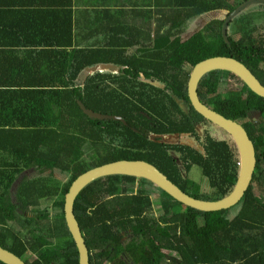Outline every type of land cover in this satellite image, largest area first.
Here are the masks:
<instances>
[{
	"label": "trees",
	"instance_id": "1",
	"mask_svg": "<svg viewBox=\"0 0 264 264\" xmlns=\"http://www.w3.org/2000/svg\"><path fill=\"white\" fill-rule=\"evenodd\" d=\"M242 1L154 0L151 47L142 44L131 54L121 44L116 49H76L68 71L70 82L59 91L53 90L55 85L31 80L0 84V111H11L6 120L0 119V246L27 264H78L63 216L64 195L78 174L118 159L145 160L196 198L215 200L231 191L239 162L233 144L206 131L200 152L156 142L148 134L196 136L195 125L209 122L192 108L186 91L190 69L204 58L231 56L264 85V34L259 29L257 33L233 32L240 34L237 38L227 33L226 42L222 19H214L181 38L189 21L215 9L229 12ZM8 26L0 22L1 29ZM97 63L124 67L119 73L95 71L80 85L74 82L82 69ZM27 74L31 77L33 70ZM141 74L163 88L141 80ZM225 75L241 81L231 71L214 69L201 77L197 93L204 104L241 123L255 148L252 180L237 203L236 214L229 217V208L199 211L159 189L161 214L156 219L152 196L144 187L146 179L118 174L97 178L79 191L73 203L89 264H264V196L256 194L252 185L256 181L264 193V129L247 119L251 110L264 115V98L242 81L240 90L219 92ZM46 100L56 103L49 108L51 125L41 126L43 114L36 115L34 105L43 108ZM177 100L189 111L184 112ZM77 101L93 111L119 115L124 122L89 118ZM166 147H179L184 172L192 165L200 167L209 194L192 189ZM30 169L37 174L21 175ZM54 170L66 180L54 176ZM133 181L136 189L124 188L123 184ZM48 197H54L51 206L42 207L41 200ZM20 209L29 213L22 214ZM27 252L33 255L31 261L24 258Z\"/></svg>",
	"mask_w": 264,
	"mask_h": 264
},
{
	"label": "crops",
	"instance_id": "2",
	"mask_svg": "<svg viewBox=\"0 0 264 264\" xmlns=\"http://www.w3.org/2000/svg\"><path fill=\"white\" fill-rule=\"evenodd\" d=\"M153 4L154 0H0L2 27L11 26L0 28V84L31 80L55 85L53 90L59 91L70 82L76 49H116L121 44L131 54L142 44L151 47ZM85 68L76 84L91 74ZM9 116L7 110L0 111L1 120Z\"/></svg>",
	"mask_w": 264,
	"mask_h": 264
},
{
	"label": "water",
	"instance_id": "3",
	"mask_svg": "<svg viewBox=\"0 0 264 264\" xmlns=\"http://www.w3.org/2000/svg\"><path fill=\"white\" fill-rule=\"evenodd\" d=\"M252 4H264V0H244L229 11L221 24L222 38L228 42L227 28L229 22L242 10ZM120 65L114 63H98L86 67L88 73L95 71L118 72ZM224 69L234 73L253 93L264 98V85L241 61L223 55H215L196 62L190 72L186 83L187 96L192 108L207 119L210 123L225 131L232 138L238 154L237 179L231 191L215 200H206L193 197L179 188L163 172L153 164L141 159H118L91 167L78 174L70 183L63 200V216L66 227L74 241L78 264H89V252L82 236L79 224L73 212V203L79 191L91 181L107 175H129L141 177L152 182L159 189L165 191L172 198L199 211H216L227 209L237 204L248 188L256 165L255 148L243 125L231 118L225 117L210 106L204 104L197 93L201 77L208 71ZM81 111L93 119H124L119 115L102 114L84 106L77 101ZM171 136V135H169ZM152 136L151 138H153ZM0 261L5 264H27L22 258L10 250L0 246Z\"/></svg>",
	"mask_w": 264,
	"mask_h": 264
},
{
	"label": "rangeland",
	"instance_id": "4",
	"mask_svg": "<svg viewBox=\"0 0 264 264\" xmlns=\"http://www.w3.org/2000/svg\"><path fill=\"white\" fill-rule=\"evenodd\" d=\"M228 13L227 10L225 9H215L212 11H209L207 13H203L201 15H199L198 17L194 18L193 20L189 21L187 24V27L185 29V31L181 34V38L184 39L186 36L192 34V32H194L195 30H197L198 28H200L202 25H205L207 22H209L210 20H214V19H222L225 17V15ZM257 28V29H254ZM259 29V34L262 35L264 34V4H252L251 6H249L248 8L242 10L239 14H237L228 24V28H227V33L228 35L233 32H240V33H247V32H254L257 33V30ZM233 37H239V33H233L232 34ZM99 72H107V71H99ZM114 73V72H111ZM241 87V81L235 79L234 77L230 76V75H225L219 83L218 86V91L219 92H223L229 89H233V90H240ZM244 93V92H243ZM56 103V101L54 100H50L48 102V100L44 101L43 104V108L39 107L38 104L34 105L35 108V112L36 115L38 114H43V121L41 122V126H49L51 125L48 121H49V111H50V106L52 104ZM48 108V109H47ZM11 115V111L8 112ZM248 120H255L257 119V123L259 124L258 126L260 128L264 129V115H262V113L260 111L257 110H251L248 112ZM251 120V121H252ZM53 124V123H52ZM201 125V126H200ZM197 126L196 128V136H190V135H182L180 137H178L179 141H183L186 142L188 144H191L193 146L198 145H203L204 143V135L206 134L205 131H207L211 137L216 138V139H224L226 140L230 145L233 144V140L232 138L229 136V134H227L225 131L221 130L220 128H218L217 126L213 125L212 123L208 122V123H203ZM264 133V131H263ZM235 146V145H234ZM198 147V146H196ZM202 151V150H201ZM177 155V154H175ZM178 164L180 165V169L182 171V175L187 178L188 183L192 186L193 188H197V192L200 194H209L211 191L209 184H208V180L207 178L203 175L201 169L199 166L197 165H192L189 169V171L184 172L183 170V166L181 164L180 161H178ZM185 175H184V174ZM29 175V174H37V171L34 172V170H25L23 172H21V175ZM54 176H56L57 178L61 179V181H65L66 180V176L61 173L58 170H54L53 171ZM148 182H146L147 184ZM253 190L256 194H260L262 195V197L264 196V193H262L260 190V188L258 187L256 181L253 182ZM152 216H155L156 219L159 217V215L161 214V209L159 207V196L157 194V192H152ZM54 199V197H48L46 199H42L41 200V206H51V202ZM240 204H235L232 207L229 208L228 211V215L229 217H232L233 215L236 214L237 210L239 209ZM50 209L52 210V208L50 207ZM22 214H28L29 212L24 211L22 209H20V211ZM14 225L18 226L17 223H14ZM24 258H28L29 261H31V259L33 258V255L31 253H25L24 254Z\"/></svg>",
	"mask_w": 264,
	"mask_h": 264
},
{
	"label": "flooded vegetation",
	"instance_id": "5",
	"mask_svg": "<svg viewBox=\"0 0 264 264\" xmlns=\"http://www.w3.org/2000/svg\"><path fill=\"white\" fill-rule=\"evenodd\" d=\"M191 70V69H190ZM250 70V69H249ZM251 71V70H250ZM119 72H122V68L118 71V72H115L114 71V73H119ZM252 72V71H251ZM253 73V72H252ZM254 74V73H253ZM255 75V74H254ZM189 76V75H188ZM256 76V75H255ZM257 77V76H256ZM258 78V80L261 82V79L259 78V77H257ZM141 80H143V81H145V82H148L149 84H154V85H157V86H159V87H161V88H163V84H160V83H158V82H154V81H152V80H150V79H147V78H145V77H143V79H141ZM262 83V82H261ZM198 88V87H197ZM178 101V103H179V107L184 111V112H188L189 111V107L183 102V101H181V100H177ZM190 103V102H189ZM142 115H145L146 116V114L144 113V112H142V111H139ZM253 119V118H252ZM251 119V120H252ZM252 121H254V122H257V119H255V120H252ZM198 125H200V123L199 124H196L195 125V129L197 128V126ZM201 126V125H200ZM206 132V131H205ZM169 135H171V136H169ZM182 135H185V134H183V133H166V134H159V133H149L148 134V138L149 139H152V140H155L156 142H161V143H165V144H177V145H179V146H189V147H191V148H193L194 150H197V151H200V152H203V145L201 144V145H196V146H198V147H196V146H193V145H191V144H188V143H186V142H183V141H179L178 140V137H180V136H182ZM187 135V134H186ZM152 136H154L153 138H151ZM167 148V150L169 151V153L173 156V158H175V160H176V162H177V164H178V161H180L181 162V160H180V154H181V152H180V150L177 148H170V147H166ZM202 150V151H201ZM175 154H177V155H175ZM184 174V173H183ZM185 175V174H184ZM123 185H125V187L124 188H129V189H136L137 188V183L135 182V181H133V182H128L127 184H123ZM145 190L147 191V192H149L150 194H152V192H157V194H158V196L160 195V193H159V188L156 186V185H154L152 182H150V181H148V183L147 184H145ZM115 192H112L111 194H107L106 196L109 198V197H112L113 196V194H114ZM152 196V195H151ZM89 209V208H88Z\"/></svg>",
	"mask_w": 264,
	"mask_h": 264
}]
</instances>
